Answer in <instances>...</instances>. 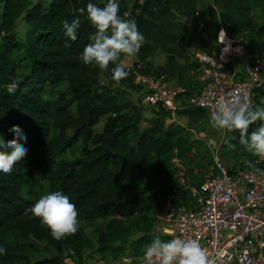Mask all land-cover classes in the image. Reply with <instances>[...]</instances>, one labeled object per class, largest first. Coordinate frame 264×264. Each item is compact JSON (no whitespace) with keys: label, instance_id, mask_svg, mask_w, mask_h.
<instances>
[{"label":"trees","instance_id":"trees-1","mask_svg":"<svg viewBox=\"0 0 264 264\" xmlns=\"http://www.w3.org/2000/svg\"><path fill=\"white\" fill-rule=\"evenodd\" d=\"M0 1L3 2L0 12V138L5 143L16 139L10 129L18 126L26 137L20 143L27 149L11 173L0 172V235L7 232L14 243L24 246L33 234L54 250L53 255L34 260L16 256L15 264H65L66 256L76 260L71 254H63V247L68 243H74L78 252L75 241L69 236L60 241L53 239L50 230L27 212L40 198L42 181L48 183L46 194L60 191L69 197L76 206L78 220L94 223L108 219L115 224L100 223L95 227L101 253L108 251L116 240L126 242L125 235L133 226L141 225L147 211L154 210V214L161 211L166 196L177 186L171 165L173 148L188 168L189 184L200 189V162L190 154L196 142L190 140L183 127L166 122L170 112L163 108H152L154 117L141 128L144 108L121 102L119 87L140 90L133 82V72L137 71L164 75L182 85L187 95L198 91L199 80L198 88L181 82L190 59L189 42L205 43L202 33L215 41L220 27L227 33L242 31L248 24L249 5L261 7L264 13V0H209L201 6L198 0H142L131 4L129 0H116L120 15L130 12L129 18L135 19L144 37L136 60L125 67L127 78L119 84L111 80L115 64L110 63L108 70L101 72L94 65H84L80 59L90 43L89 36L95 31L87 19V4L92 2L103 7L108 0H49L46 4L40 1L32 4L30 0ZM21 15L28 25L23 40L14 32L15 20ZM76 18L80 26L77 39L71 41L65 36L63 24ZM249 26L253 35L247 48L262 57L264 22ZM66 44L70 47H65ZM158 53L165 55L160 66L153 60ZM17 61L25 63L27 74L17 72ZM13 80L18 87L14 94H9L7 87ZM101 80L108 83L102 85ZM59 85H64L65 89L60 90ZM257 103L258 96L255 107ZM175 113L199 121V125L203 118L208 120L205 109L191 105ZM102 119V129L96 131L95 126ZM259 123L250 126L249 133ZM228 134L237 138L231 141L236 144L231 151L243 148L238 144V132ZM78 141H82L78 156H62V151ZM196 148L200 151L198 146ZM205 149L209 152L208 147ZM248 165L250 169H262L264 161ZM195 199L184 190L175 197L174 204L193 206ZM117 215L124 219H114ZM148 243L151 240L147 234L130 242L133 250L130 255L142 254L144 250L139 244ZM116 250L123 248L119 246Z\"/></svg>","mask_w":264,"mask_h":264},{"label":"built area","instance_id":"built-area-1","mask_svg":"<svg viewBox=\"0 0 264 264\" xmlns=\"http://www.w3.org/2000/svg\"><path fill=\"white\" fill-rule=\"evenodd\" d=\"M221 29L226 32L223 27L218 29L216 49L201 56L198 91L187 95L182 85L164 75L134 71L133 82L141 87L138 106L163 108L174 115L177 109L191 105L205 109L210 119L221 95L239 91L249 93L254 108L264 87V61L259 53L249 52L245 43L227 32L225 43L220 44ZM229 44L230 52L221 58V50ZM207 147L212 162L203 171L200 189L189 184L188 168L176 148L172 150L171 165L177 186L166 196L161 211L154 214L169 231L164 241L176 237L198 240L209 264H264V168L256 172L249 167H235L223 160L217 147ZM196 152L193 146L190 154ZM184 190L196 197L195 205L174 204L175 197ZM145 250L138 256L121 254L118 264H123L124 258H129L131 264H143ZM66 260L81 264L71 256H66Z\"/></svg>","mask_w":264,"mask_h":264},{"label":"clouds","instance_id":"clouds-1","mask_svg":"<svg viewBox=\"0 0 264 264\" xmlns=\"http://www.w3.org/2000/svg\"><path fill=\"white\" fill-rule=\"evenodd\" d=\"M120 6L116 0H108L105 6L98 7L89 2L86 7L87 19L95 31L89 36V41L80 57L84 65H94L101 72L107 71L110 63L116 66L111 70V80L119 82L128 76L125 64L120 60L121 56L132 57L136 55L144 40L138 31L135 19H131L130 12L120 15ZM84 12V9L80 10ZM80 26L79 18L71 23L64 22L65 36L71 41L77 39V29ZM218 40L224 44L226 32L221 29ZM65 47H70L66 44ZM231 50L226 45L221 50V58ZM100 83L107 84V80ZM18 85L15 80L7 87L9 94H14ZM259 123L251 133L249 127ZM210 124L216 130H226L228 133L238 132V144L253 156L264 160V106L253 108L252 100L247 92L233 91L221 95L215 102L210 116ZM11 132L16 134V139L7 143L0 138V172L11 173L13 166L22 160L27 149L20 143L26 140L18 126H13ZM236 136H229L225 143L229 149H235ZM260 172L259 169H255ZM264 175V173H261ZM28 213L38 218L41 224L50 230L53 239L60 241L64 237L77 233L80 227L76 206L67 195L60 191H54L41 196L32 206L27 209ZM118 216V215H117ZM6 253V248L0 247V254ZM70 264V261H65ZM123 264H131L129 258H124ZM143 264H209L206 251L201 248L198 240L191 238H173L162 241L155 238L147 246Z\"/></svg>","mask_w":264,"mask_h":264},{"label":"rangeland","instance_id":"rangeland-1","mask_svg":"<svg viewBox=\"0 0 264 264\" xmlns=\"http://www.w3.org/2000/svg\"><path fill=\"white\" fill-rule=\"evenodd\" d=\"M32 4L36 2H42L43 4H46L49 0H30ZM202 4H204L205 0H199ZM2 5L3 2L0 1V12H2ZM248 24L242 31L234 32L230 31L228 34L232 36L234 39L240 40L246 45H248L251 41V36L253 33L249 30V25L254 24H260L264 22V13L262 11V8L256 5H249V12H248ZM28 29V25L23 20V15L19 16L15 20V26H14V32L18 39L23 40L26 36V32ZM261 40H264V35L261 37ZM192 48V49H191ZM216 48L215 41L213 39H209L205 43H195L193 41L189 42L187 46V52H188V58L191 59V61L188 62V68L187 71L184 73L183 80L181 82H186L190 84L191 86H194L196 88L199 87V70L198 66L200 65L201 56L203 53L209 54L212 53L213 50ZM262 52V57L264 61V50ZM155 57V58H154ZM153 57V60L156 64V62L161 63L165 59V55L163 53H158ZM156 59V60H155ZM192 62V63H190ZM17 72L22 74H27L28 67L25 65L24 62H18L17 61ZM58 88L60 90H64V85H59ZM119 90L122 92V99L121 102L130 103L138 106V98L140 90L139 88L131 89L129 87H119ZM183 102L184 100L181 99ZM257 106H264V87L261 90V92L258 95V103ZM256 106V107H257ZM125 110H128V107L125 108ZM155 110L152 108H145L142 109V122H141V128L145 127L147 124V120L149 118L154 117ZM104 120H100V122L95 126L96 131H100L102 129ZM195 125V122H188L186 124V128L193 127L196 132V136L201 139H197L194 137L192 133L188 132L184 127V132L187 134V136L192 140V142H196L194 146H198L197 152L192 156L191 158H194L195 160H198L200 163L201 172L203 174V171L205 168L211 164V152L205 149V146L207 147V144H210L213 147H217L220 154L223 157V160L227 163L234 164L235 167L237 166H243L247 167L248 164H251L252 162H261L264 161L260 159L259 157L253 156L251 153L247 152L244 148H241L237 152L231 151L227 147V144L223 141L229 137V134L226 130H216L214 129L210 124V119L207 120L205 118L202 119V125ZM194 135V136H195ZM82 148V141H78L72 148H67L64 151H62V156L67 158H73L80 154V150ZM201 154L204 155V157H201ZM48 190V183L47 181H42V187L39 189V196L46 195ZM154 210H149L145 213L143 222L139 227L133 226L128 233L125 235L126 242H120L119 240L114 241L111 244V248L101 253L98 251V234L95 229L97 225L101 223V225L107 224L108 226L115 225L113 222L109 221L108 219H99L96 220L94 223H87L85 221L80 222L79 230L75 235L69 236L73 241L76 242V245L78 246V252L73 247L74 243H68L64 245L63 247V254L64 256L67 254H71L79 263L81 264H118L119 257L121 254L124 253H132V249L129 247L130 242H133L143 236L144 234H147L150 237L151 242L159 237L163 241V237L166 236V234L169 233L168 229L165 227L164 224L161 223V221L157 220L153 216ZM114 219H121L123 220L122 216H115ZM140 228V229H139ZM65 239V237H64ZM165 240V239H164ZM151 243L148 244H139L141 250H145L147 246H149ZM122 246L123 250L118 251L116 250L117 247ZM0 247L6 248V253L0 254V264H15L16 256H22V259L29 258V260H34L43 256H51L54 254V250L51 248L49 243H47L45 240L39 239L37 236L31 234L29 237V240L26 242V245H19L14 243L12 236L7 233L3 232L2 235H0ZM8 254L10 257H8Z\"/></svg>","mask_w":264,"mask_h":264},{"label":"crops","instance_id":"crops-1","mask_svg":"<svg viewBox=\"0 0 264 264\" xmlns=\"http://www.w3.org/2000/svg\"><path fill=\"white\" fill-rule=\"evenodd\" d=\"M207 3H209V0H205V2H204V4H202L201 2H199V0H198V6H201V5H205V4H207ZM201 37H202V39H203V41L204 42H207L210 38L207 36V34H205V33H202L201 34ZM214 41V40H213ZM192 49V48H191ZM214 51V50H213ZM155 58V57H154ZM136 60V55H134V56H132V57H127V56H124L123 57V59L121 60L124 64H125V67H129V66H131L132 64H133V62ZM156 60V59H155ZM164 61H165V59L163 60V62H161V63H157L156 62V65H163V63H164ZM189 61H191V59H189ZM209 120V119H208ZM166 122L167 123H169V122H175L176 124H178V125H180L181 127H183V129H184V127L186 126V124L188 123V122H195V125L194 126H196V124L198 125V123L197 122H199V121H194L193 119H190L188 116H186V115H177L176 113L174 114V115H172V114H170V117L169 118H167L166 119ZM199 126V125H198ZM185 129L188 131V132H190V133H192V135H193V139H194V137H196L197 139L199 138V134L200 133H198V137L195 135L196 134V132H195V129L193 128V127H190V128H186L185 127ZM195 135V136H194ZM199 139H201V138H199Z\"/></svg>","mask_w":264,"mask_h":264}]
</instances>
